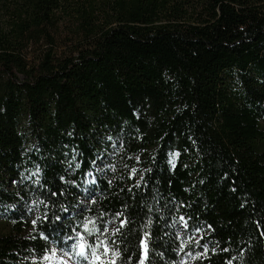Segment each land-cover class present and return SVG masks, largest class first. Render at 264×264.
<instances>
[{
	"label": "trees",
	"instance_id": "trees-1",
	"mask_svg": "<svg viewBox=\"0 0 264 264\" xmlns=\"http://www.w3.org/2000/svg\"><path fill=\"white\" fill-rule=\"evenodd\" d=\"M0 2V264H264V0Z\"/></svg>",
	"mask_w": 264,
	"mask_h": 264
},
{
	"label": "snow or ice",
	"instance_id": "snow-or-ice-1",
	"mask_svg": "<svg viewBox=\"0 0 264 264\" xmlns=\"http://www.w3.org/2000/svg\"><path fill=\"white\" fill-rule=\"evenodd\" d=\"M76 167L79 168L80 165L77 164ZM133 172H135V169H133ZM61 179L63 180V177H61ZM91 183L95 184V180L91 181ZM137 187H139V181L137 182ZM52 195H56V193H52ZM65 211H67V210H65ZM116 215L120 216L121 213H117ZM38 219H39V217H38ZM48 219H49L48 214L45 213L44 214V220L47 221ZM60 219H61L60 217H56V221H59ZM180 219L183 221L184 218L181 217ZM127 223H128L127 218H125L124 220H121L120 221V228L116 229V231H119L120 229L124 228ZM35 224H36V221L34 220L33 225L35 226ZM185 227H187V224H185ZM72 231L75 232L76 229L73 228ZM98 231H99V229L96 228L95 231H90L88 233V235L90 237H93V236H95V233ZM107 231H108V228H107V225L105 224L104 232H107ZM40 235H41L42 239H45V240L48 239V237L44 233H41ZM76 235L78 237H80L81 239L83 238L82 233L77 232ZM147 236H148V233H145V237H147ZM64 239H65V241H69V240H72V237L71 236H65ZM95 244H96V247L90 248L89 245H86L83 243H73L72 248H73V250L76 251L78 256L83 257L85 260L89 259L88 251L91 250L93 258L90 260L89 264H109V262L102 259L103 256H106L108 254L109 249H108L107 244L105 242L101 241L98 237L95 240ZM101 245H103V252L100 251ZM141 246H142V248H144V252H142L141 260L138 262V264H144V260L146 258L147 249H146V244H145L144 240H141ZM225 251H227V249H225ZM53 254H55V253H53ZM64 255L67 256V255H69V253L64 252ZM114 255L119 256L120 253L116 252V253H114ZM111 264H115V261H112ZM228 264H231V262L229 261Z\"/></svg>",
	"mask_w": 264,
	"mask_h": 264
},
{
	"label": "rangeland",
	"instance_id": "rangeland-1",
	"mask_svg": "<svg viewBox=\"0 0 264 264\" xmlns=\"http://www.w3.org/2000/svg\"><path fill=\"white\" fill-rule=\"evenodd\" d=\"M3 14H4L3 4L0 2V17L1 18H2ZM259 125H260V128L264 131V121L263 120H261L259 122ZM99 168H100V165L96 164V169H99ZM91 181H92L91 178H88L87 179V185H89V183ZM107 228H108V231L105 233L109 234V232H111L113 229V225H109V226H107ZM7 231H8L7 228L0 225V232L6 233ZM177 234L180 236H183L186 240L194 239L195 241H197L199 239L198 233H195L194 235H191V236L187 235L182 224H179L178 229H177ZM81 242L83 244H85L83 239ZM107 246H108V244H107ZM108 249H109L108 254L106 256H103L102 259H104L107 262H111V260H113V258H114V250L111 247H108ZM102 250H103V246H102ZM195 256H196V254H194V253L184 254V255L182 254L180 257V263L179 264H186L187 262H190L191 260H193L195 258ZM91 259L92 258L85 260L83 257L78 256L76 251H75L73 256H71L70 253H69V255L65 256L64 252H62L61 254H58L55 252V254H53V257L48 260L49 263H46V264H89ZM31 260L32 261L34 260V256L31 257ZM33 264H35V262Z\"/></svg>",
	"mask_w": 264,
	"mask_h": 264
},
{
	"label": "bare ground",
	"instance_id": "bare-ground-1",
	"mask_svg": "<svg viewBox=\"0 0 264 264\" xmlns=\"http://www.w3.org/2000/svg\"><path fill=\"white\" fill-rule=\"evenodd\" d=\"M80 243H81V241H80Z\"/></svg>",
	"mask_w": 264,
	"mask_h": 264
},
{
	"label": "built area",
	"instance_id": "built-area-1",
	"mask_svg": "<svg viewBox=\"0 0 264 264\" xmlns=\"http://www.w3.org/2000/svg\"><path fill=\"white\" fill-rule=\"evenodd\" d=\"M82 243V242H81Z\"/></svg>",
	"mask_w": 264,
	"mask_h": 264
}]
</instances>
